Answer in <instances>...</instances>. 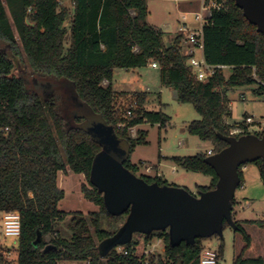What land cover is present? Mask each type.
I'll list each match as a JSON object with an SVG mask.
<instances>
[{
  "label": "trees",
  "instance_id": "trees-1",
  "mask_svg": "<svg viewBox=\"0 0 264 264\" xmlns=\"http://www.w3.org/2000/svg\"><path fill=\"white\" fill-rule=\"evenodd\" d=\"M4 1L5 4L0 0V41L8 43L10 49L9 53L0 49V211H16L20 215L16 263L57 264L64 259L86 260L88 264H138L137 256L132 254L138 244L136 238L122 245L126 254L117 252L116 246L105 257L99 256L98 243L117 230L104 229L101 216H118L106 211L102 195L89 181L92 160L101 146L90 136L86 125L101 121L113 126L126 151L123 164L135 173L137 166L130 162V154L137 143L146 141V132L138 130L134 138L129 127L144 121L163 127L169 117L162 111L145 108L146 92L130 96L114 92L110 83L113 69L156 62L161 85L172 87L177 100L191 103L200 115L189 122V133L212 143L213 152H217L227 145L218 134L229 135L232 127L225 121L230 116L226 90L257 84L256 93L264 94V86L259 83L264 80L263 34L245 18L234 0H215L216 5L201 28L202 56L208 64L226 66L230 74L226 77L225 68L217 67L213 77L200 81L186 62L179 37L165 46L162 31L147 22V0H71L66 47L65 5L60 7L58 0ZM14 31L32 71L56 84L49 93L28 88L22 75L12 73L21 54ZM135 47L137 51L133 50ZM103 80L108 84L102 85ZM118 98H125L126 105L116 106ZM134 100L137 105L131 107ZM127 109L132 111L128 117ZM118 123L123 126L118 128ZM241 126L247 134L246 126ZM255 134L264 136V130ZM206 156L205 152L171 156L170 160L188 171L211 176L210 185L198 186V191H206L213 189L218 179L206 163ZM251 163L258 166L264 183L261 160ZM245 165L239 167V186ZM66 168L84 175L89 186L82 184L81 191L98 210L84 214L59 208L64 192L57 184V175ZM140 177L149 183L166 184L158 175ZM69 215L71 235L65 238L59 235L58 225ZM122 216L125 220L126 214ZM255 222L235 221V230L243 235L247 246L251 237L243 224ZM38 231L41 239L34 246ZM158 233L165 242L159 264H198L200 238L194 244L181 242L171 247L168 233ZM46 235L49 240H45ZM141 235L147 243L154 233ZM48 244L55 248L43 251ZM221 252L222 245L219 255ZM0 264H9L3 253ZM232 264H264V258L239 254Z\"/></svg>",
  "mask_w": 264,
  "mask_h": 264
},
{
  "label": "rangeland",
  "instance_id": "rangeland-1",
  "mask_svg": "<svg viewBox=\"0 0 264 264\" xmlns=\"http://www.w3.org/2000/svg\"><path fill=\"white\" fill-rule=\"evenodd\" d=\"M4 4L5 1L3 0ZM148 20L155 26L163 27L167 24L164 33V44L169 46L175 36V31L185 23L189 30L200 29V21L196 18V13L205 14L206 11L202 7H215V0H187L184 3L178 0H148ZM180 4V5H179ZM60 7L66 6L68 8V15L64 21V27L67 33L64 37L65 47L69 44V25L72 16L71 0H60ZM7 9V8H6ZM8 12V9H7ZM15 32V31H14ZM17 43L19 45L20 56L16 58V66L12 73L14 75H22L28 88L32 89L33 78L36 74L30 68L26 56L21 48L17 33L15 32ZM0 49L9 53L10 46L6 42L0 41ZM224 74L227 77L230 74V69L225 68ZM37 79L44 78L36 76ZM38 79V80H39ZM111 88L114 92L119 94L126 93L128 96L131 93L144 92L146 90L145 108L152 111H162L169 117L168 123L159 127L158 123H150L144 121L134 127V132L129 130L132 137H136L138 130L146 132L145 142L137 143L130 154V162L137 166L135 174L137 176L146 175L145 167H152L151 174H155L156 167L160 169L163 174L162 181L168 185L180 186L187 189L190 193L197 195L198 186L210 185L211 176L204 175L199 172L188 171L182 167L173 168L170 161H161L160 155H174V156H191L197 153H205L209 148H213L212 143L203 141L198 136L189 133L187 126L192 120L200 118V115L194 109L191 103H182L175 97V92L172 87L160 85L159 81V66L151 67L149 63L138 68H120L113 69L110 80ZM258 85H243L233 86L226 90L225 94L233 110L231 118L225 117L231 122L241 121L247 114L253 115L257 119L264 118V94L256 93ZM40 94H43L40 90ZM241 94L244 97H241ZM125 98H118L116 106L125 104ZM248 133H258L256 127L249 126ZM165 160V159H162ZM248 168H257L254 163H247ZM59 187L64 192L63 199L59 202L61 210L81 211L84 214L98 210V206L93 202L88 201L81 191V185L89 186L86 178L81 173H75L69 168L58 173ZM241 191L240 186L235 190V196L238 197ZM241 199V198H240ZM264 208V201L262 202ZM70 215L66 216L58 225L59 235L69 238L71 235V228L69 227ZM259 218L262 220L261 225L243 224L245 231L250 235V244L243 235L236 231L229 225L223 228L222 242L221 239L212 235L209 237L200 238V244L203 247L211 248L218 253V264H232L233 258L236 255H252L256 253L262 243H264V215L260 214ZM123 216L115 218L107 215L101 216V225L107 230H116L122 223ZM167 232V230H164ZM153 232L156 236L158 232ZM0 238L3 239L8 255L4 254L9 264L16 263V248L17 239L13 237H3L1 232V217H0ZM134 238L138 239V244L135 245L137 252L145 248L144 238L140 233H135ZM50 236L46 235L45 240H49ZM155 240V238L153 239ZM220 245H222V252L219 255ZM2 252H0V255ZM57 264H88L86 260H64L60 259Z\"/></svg>",
  "mask_w": 264,
  "mask_h": 264
},
{
  "label": "water",
  "instance_id": "water-1",
  "mask_svg": "<svg viewBox=\"0 0 264 264\" xmlns=\"http://www.w3.org/2000/svg\"><path fill=\"white\" fill-rule=\"evenodd\" d=\"M234 1L245 18L264 36V0ZM36 76L32 89L38 93L44 88L43 94H47L56 85L52 79L38 80ZM86 129L101 146L92 160L89 181L102 195L103 205L110 215L126 214L117 230L98 243L101 258L116 246L134 242L135 233L150 235L167 230L171 247L181 242L194 244L196 238L212 235L223 240L224 222L236 228L232 207L235 190L240 184L239 167L260 159L264 169V136L218 134L227 145L205 158L214 169L217 182L213 189L194 195L184 187L156 181L149 183L126 168L123 164L126 151L113 126L91 121ZM40 239L41 232L38 231L33 245L37 246ZM51 248L55 246L48 244L43 251Z\"/></svg>",
  "mask_w": 264,
  "mask_h": 264
},
{
  "label": "built area",
  "instance_id": "built-area-1",
  "mask_svg": "<svg viewBox=\"0 0 264 264\" xmlns=\"http://www.w3.org/2000/svg\"><path fill=\"white\" fill-rule=\"evenodd\" d=\"M58 3L60 4V0H58ZM71 4H73V1H71ZM216 5V4H215ZM202 9L205 12V14L196 13V18L200 21V29L198 30H187L185 26H182L180 29L182 31H186V46L183 51V53L186 55L187 59L186 62L194 75V77L197 80L200 81H206L209 78L213 77L215 74L216 68L221 67L225 68L224 65H211L205 62L203 56H202V48H203V38H202V25L206 21L208 17L211 15V6L202 7ZM134 51H137L138 49L135 47L133 49ZM153 67H158V64L156 62H150L149 63ZM255 71V70H253ZM255 78L256 75H254ZM261 85L264 86V80L259 81ZM107 80L102 81V85H107ZM241 97H244L241 94ZM137 105V102L134 100L131 102L130 106L135 107ZM132 114L131 109L126 110V116H130ZM227 124L231 125L229 129V135L238 137L242 134H244V129L242 128V124H244L248 130V127L254 126L256 127V130L258 132H261L264 130V118L263 119H257L253 115H247L244 117L243 120L240 122H226ZM123 126V123H118L117 127L120 128ZM135 127V126H134ZM134 127H129V130L131 132H134ZM207 156L213 154L212 148H209L207 151ZM243 168V167H242ZM1 232L3 237H13L17 238L20 234V215L16 211H3L1 216ZM159 234V233H158ZM156 235L151 238L149 242L146 243L145 248L141 250L140 252H137L135 249L134 252H132L133 255L137 256L138 264H159L158 258L159 256H164L165 252V242L164 237L162 235ZM155 238V240H153ZM117 252H123L124 254L127 253L126 250H123L122 245H119L116 247ZM10 252L5 251V254H9ZM198 264H218V253L207 247H203L198 255L197 258Z\"/></svg>",
  "mask_w": 264,
  "mask_h": 264
},
{
  "label": "crops",
  "instance_id": "crops-1",
  "mask_svg": "<svg viewBox=\"0 0 264 264\" xmlns=\"http://www.w3.org/2000/svg\"><path fill=\"white\" fill-rule=\"evenodd\" d=\"M178 1L184 3V1H187V0H178ZM147 2H148V0H147ZM147 9H148V3H147ZM147 22L150 25H152V26H154V27H156L162 31V39H163L164 33L166 31L165 28L168 25L164 24L163 27L155 26L149 22L148 15H147ZM182 26L186 27L185 23H183L175 31V36H174L172 42L174 41V39L176 37H179L180 45L182 47V50L184 51L185 46H186V42H185L186 31H182L180 29ZM187 30H188V28H187ZM163 43H164V39H163ZM151 67H153V66H151ZM153 68H156V67H153ZM159 81H160V78H159ZM160 85H161V83H160ZM144 92H146V90H144ZM174 92H175V90H174ZM175 97H176V92H175ZM231 104H232L231 101L228 100V106L230 108L229 118H231L233 116V110L231 109L233 106ZM228 122L232 123L229 119H228ZM171 156H174V155H160L159 156L160 160H158L159 164L161 161H170L172 163L173 168L180 167V166L176 165L175 163H173V161L170 160ZM162 159H165V160H162ZM256 167L257 168H248L247 166H243V168H242L243 180H242V183L240 185L241 191L239 192L238 197H236L234 194V202H233V207H232V218L234 221H241V222H245L248 220H255L256 221L255 223H244V224H248V225H258V224L261 225L262 220L259 218V215L260 214L264 215V208H262V202L264 201V183L261 179L259 168L257 165H256ZM151 170H152V167H148V168L145 167L146 175H149V176L158 175L160 177L163 175L160 172V169L158 167H156V171H155L154 175L151 174ZM57 179H58V175H57ZM57 184L59 186L58 180H57ZM1 216H2V212L0 211V217ZM5 249H6V246H5V244H3V239L0 238V252L5 253ZM242 256L246 257V258H253V257L261 256L264 258V243H262L260 249L256 253H254L252 255H242Z\"/></svg>",
  "mask_w": 264,
  "mask_h": 264
},
{
  "label": "flooded vegetation",
  "instance_id": "flooded-vegetation-1",
  "mask_svg": "<svg viewBox=\"0 0 264 264\" xmlns=\"http://www.w3.org/2000/svg\"><path fill=\"white\" fill-rule=\"evenodd\" d=\"M42 92L45 93L46 92V89L42 88Z\"/></svg>",
  "mask_w": 264,
  "mask_h": 264
}]
</instances>
